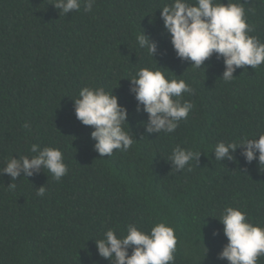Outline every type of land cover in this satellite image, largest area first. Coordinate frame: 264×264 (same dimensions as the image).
Returning a JSON list of instances; mask_svg holds the SVG:
<instances>
[{
  "label": "trees",
  "instance_id": "trees-1",
  "mask_svg": "<svg viewBox=\"0 0 264 264\" xmlns=\"http://www.w3.org/2000/svg\"><path fill=\"white\" fill-rule=\"evenodd\" d=\"M52 2L0 0V169L6 159L30 156L33 143L59 148L68 166L60 181L46 169L18 177L14 191L6 186L10 175H0V264H110L94 239L108 228L125 234L129 223L148 231L161 220L177 237L172 264H229L218 259L227 243L220 212L240 207L264 227V165L247 163L241 148L221 163L213 150L218 141L264 132V63L236 68L230 82L220 77L225 66L215 54L205 71L190 67L160 17L172 0H95L90 12L82 6L67 16ZM239 2L250 35L264 42V0ZM143 30L157 42L154 58L166 78L194 89L183 94L194 108L172 133H146L148 114L137 112L129 91L127 77L156 66L137 43ZM85 86L113 89L127 108L123 127L137 139L127 151L100 157L94 150L92 126L77 119L73 105ZM176 145L200 153L191 171L167 160Z\"/></svg>",
  "mask_w": 264,
  "mask_h": 264
},
{
  "label": "clouds",
  "instance_id": "clouds-1",
  "mask_svg": "<svg viewBox=\"0 0 264 264\" xmlns=\"http://www.w3.org/2000/svg\"><path fill=\"white\" fill-rule=\"evenodd\" d=\"M94 3L95 0H53L51 4L60 15L67 16L82 6L85 12H90ZM159 9L163 27L170 36L177 57L190 61L193 69L205 71V61L215 54L225 66L220 77L230 82L235 77L236 68L250 65L255 70L264 63V42L250 35L254 28L246 22L245 9L239 0L235 3L228 0L227 4L222 0H172ZM136 40L141 49L155 57L158 45L150 34L143 30ZM161 68L166 69L156 61L155 67H141L134 76L127 77L130 80L129 91L137 101V112L148 114L147 121L141 122L146 133L174 132L194 108L192 102L183 98V94L194 92L191 85L183 79L166 78ZM112 90L85 86L73 98L77 119L83 125L92 126L93 148L100 157H110L114 150L127 151L137 140L130 127L128 131L124 130L123 125L128 124V110L118 103V97ZM24 127L30 126L25 124ZM237 148H241V155L247 163L258 160L260 168L264 165V132L254 134L252 138L243 137L238 142L218 141L213 150L215 160L221 163L225 159L233 160ZM29 151L30 156L6 159L0 169V175L6 173L11 177L12 182L6 185L8 190L16 189L18 177L28 178L45 169L56 181L68 173L59 148L33 143ZM199 155L191 148L176 145L167 160L177 171L184 170L186 166L191 171L190 162L197 160ZM45 192L44 186L36 189L37 196L43 197ZM218 219L227 238L218 259H226L229 264H258L260 257H264V227L252 223L240 207L225 206ZM218 234L213 232V235ZM94 241L98 255L110 264H172L177 248L175 230L164 220L153 224L148 231L129 223L122 235L108 228L101 239ZM129 248L132 249L131 254ZM207 251L206 248L204 256Z\"/></svg>",
  "mask_w": 264,
  "mask_h": 264
}]
</instances>
